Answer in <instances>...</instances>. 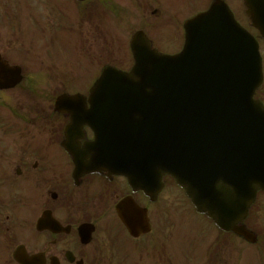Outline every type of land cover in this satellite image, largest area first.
<instances>
[{
    "label": "flooded vegetation",
    "instance_id": "af4514ba",
    "mask_svg": "<svg viewBox=\"0 0 264 264\" xmlns=\"http://www.w3.org/2000/svg\"><path fill=\"white\" fill-rule=\"evenodd\" d=\"M213 1H204L193 12L180 0H135L133 8L151 46L172 54L182 46L184 21L208 9ZM225 1L236 21L258 41L263 80L254 98L264 108V39L252 28L253 23L264 24V6L253 1L248 11L243 0ZM102 5L108 10L110 0H102ZM107 27L106 23L104 46ZM8 36L0 39V56L13 65V40ZM21 73L23 80L16 87L0 88V264H190L189 242L183 240L175 256L165 244L166 230L159 229L158 216L163 212L159 202L165 191L167 206L171 204L167 182L150 199L134 191L121 175L79 171L88 162L76 163L68 150L83 149L92 132L85 126L81 134L71 132L67 141L74 145L64 147L61 143L70 117L54 112L44 99L33 98L31 103L30 87L37 82L31 73ZM35 73L47 77L45 71ZM127 196L147 210L150 222L149 232L137 238L126 231L115 210ZM261 196L264 192L258 193V200ZM255 204L244 224L256 242L220 234L210 250L201 252V264H240L238 239L252 255L247 264H264V208ZM223 250L229 254L223 255Z\"/></svg>",
    "mask_w": 264,
    "mask_h": 264
},
{
    "label": "water",
    "instance_id": "95a60500",
    "mask_svg": "<svg viewBox=\"0 0 264 264\" xmlns=\"http://www.w3.org/2000/svg\"><path fill=\"white\" fill-rule=\"evenodd\" d=\"M219 7L213 5L186 27H209L217 17L216 31L207 30L206 55L218 58L220 44L227 41L240 51L251 49L245 77L240 69L203 72L189 37L179 54L167 56L150 50L145 37L135 33L132 69L104 68L82 121L95 134L90 144L95 161L142 183L169 174L198 212L230 230L246 214L256 190L264 189V119L252 101L260 81L257 51ZM120 217L132 231L135 224Z\"/></svg>",
    "mask_w": 264,
    "mask_h": 264
},
{
    "label": "rangeland",
    "instance_id": "374dc122",
    "mask_svg": "<svg viewBox=\"0 0 264 264\" xmlns=\"http://www.w3.org/2000/svg\"><path fill=\"white\" fill-rule=\"evenodd\" d=\"M4 1L0 0V38H6L7 34H11L14 31V39L13 46L14 51L17 48L22 47L21 38H19V27L9 28L6 26L5 17L8 14V8L6 7ZM9 1V0H8ZM24 0H15V6L21 5ZM29 7L28 14L29 19L26 20V32L28 34V42H27V53L30 54L31 59L33 61V65H40L43 71H49L48 68H52V74L57 73V77H49L48 79H52L54 83H61L63 75L67 74L70 71L69 75L74 76L73 74L77 73L72 67L73 65H83L85 64L83 61H78V57L83 59L85 62H88L95 57H97L98 63L112 64V65H121L126 66L127 64L120 62L121 56L128 62V53H127V42L130 34L139 27L138 20L136 19L135 14L133 13L132 6L134 5L133 0H110V10L103 12L101 7L98 8V13L95 15V19L99 22L101 28L102 25L109 26V35H108V49L106 53H102L100 47V53H95L98 51V46L96 44V39L94 37V28L89 24L83 23L80 29V37H82V41L80 42V48L78 47L79 39L77 35L70 34L68 37L65 35H59V37L53 42V44L45 49L42 47L43 42L45 46L47 45L46 40L49 38V35L52 33L53 28H57L59 25L55 21L57 15L52 14L49 17L46 12L49 13L52 11L53 7L60 6V9L65 4V0H25ZM184 3L191 4L193 9L201 8L204 4V1L208 0H181ZM11 4L12 1H9ZM30 4V5H29ZM55 5V6H54ZM30 6L34 8L31 10ZM12 9L11 18L14 20L16 17V11ZM34 16H38V19L34 18ZM55 18H54V17ZM28 16H26V19ZM21 22H23V17H20ZM79 19L78 14L74 11L72 14V23L76 22ZM21 24V23H20ZM46 26V38L44 36L43 27ZM28 28V29H27ZM16 29V30H15ZM9 30V31H8ZM4 40V39H3ZM6 40V39H5ZM52 59L55 61L54 64ZM19 61H29V55L27 56L22 51V57L18 58ZM57 62V63H56ZM26 63V62H25ZM27 64V63H26ZM71 64V66H70ZM53 66L57 67V69H53ZM62 66V67H58ZM68 69L64 67H68ZM85 67V66H84ZM28 74L31 73V76L37 82V85L40 89H43V85H41L47 78L38 76L39 73H35V69L31 67L29 70L27 68ZM87 72L91 75L93 72L92 68L87 67ZM61 75V76H60ZM28 85H30V79H28ZM85 92V89H64V88H47L44 90V97L48 102L52 100V98L61 92ZM169 193H172L169 190ZM172 211H175L172 219L171 225L174 229H167L164 233L165 236V244H168V249L177 248L179 244L184 238L187 240V232L190 234L192 238V244H202L203 239L206 237V241L202 244V247L209 241V239L213 236V233H208V228L206 225L208 223L203 218L194 217L191 215L190 206L186 203L185 199L181 195V193L175 189L171 194ZM167 196H164V200ZM163 205L167 206V201H163ZM167 225V222L163 223ZM189 237V238H190ZM190 238V239H191ZM196 264V263H192ZM197 264H200L198 261Z\"/></svg>",
    "mask_w": 264,
    "mask_h": 264
}]
</instances>
